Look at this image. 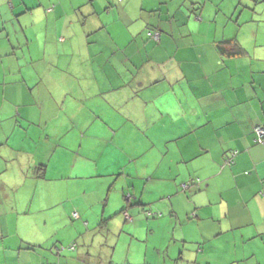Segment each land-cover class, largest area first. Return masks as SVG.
<instances>
[{"label": "crops", "instance_id": "1", "mask_svg": "<svg viewBox=\"0 0 264 264\" xmlns=\"http://www.w3.org/2000/svg\"><path fill=\"white\" fill-rule=\"evenodd\" d=\"M257 124L264 0H0V264H264Z\"/></svg>", "mask_w": 264, "mask_h": 264}, {"label": "trees", "instance_id": "2", "mask_svg": "<svg viewBox=\"0 0 264 264\" xmlns=\"http://www.w3.org/2000/svg\"><path fill=\"white\" fill-rule=\"evenodd\" d=\"M120 1V0H119ZM146 36L149 38V39H151V40H153V41H159V38H160V32L157 30V29H153V28H146ZM155 35H158V38H155L154 36ZM232 42V41H231ZM233 43V42H232ZM227 44H229V45H227ZM230 41H224V42H219L218 43V48L220 49V51H222V52H227V54L228 55H233V54H235V53H240L241 52V49H239L237 46H236V44H235V42H234V44H233V46H230ZM227 46H230L231 48H229L228 50H227ZM257 127H263L264 128V125H260V124H257V125H254L253 126V128H252V131H253V133H254V138H255V142L256 143H259L258 141H257V139H258V134H257V132H256V128ZM262 139H263V142H264V136L262 137ZM260 144V143H259ZM238 153V151L237 150H230L229 152H228V154H227V156H225L224 157V159H223V165H231L233 162H234V157L236 156V154ZM38 166H37V168L35 167V169L36 170H34V177L36 178V179H40V178H42L43 176H44V173H45V166L44 165H40V164H37ZM184 185H186V186H184ZM188 185L187 184H183V189L184 188H186ZM260 193H261V195L262 196H264V192L263 191H260ZM126 214V213H125ZM71 216L73 217V218H77L78 217V215H77V213L76 212H72L71 213ZM75 248H76V243H75V241H69V242H67L66 244H55L54 246H53V251H54V253L55 254H60L62 251H64V250H75Z\"/></svg>", "mask_w": 264, "mask_h": 264}, {"label": "built area", "instance_id": "3", "mask_svg": "<svg viewBox=\"0 0 264 264\" xmlns=\"http://www.w3.org/2000/svg\"><path fill=\"white\" fill-rule=\"evenodd\" d=\"M154 37H155V38H158V35H155ZM256 132H257V134H258V139H257V141H258L259 143H262V142H263L262 137L264 136V128H263V127H257V128H256ZM184 186H186V185H184Z\"/></svg>", "mask_w": 264, "mask_h": 264}]
</instances>
